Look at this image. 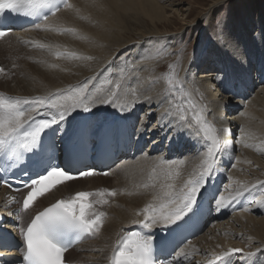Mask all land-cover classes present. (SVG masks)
Here are the masks:
<instances>
[{"label": "snow or ice", "instance_id": "snow-or-ice-1", "mask_svg": "<svg viewBox=\"0 0 264 264\" xmlns=\"http://www.w3.org/2000/svg\"><path fill=\"white\" fill-rule=\"evenodd\" d=\"M62 7L70 9L73 5L69 0H0V38L7 36L12 30V24L20 18L28 20L37 30L74 32V29L55 27L48 22L49 17L55 16ZM214 38L219 43L226 40L221 20L216 21ZM260 38L264 40V28L261 29ZM23 42L35 44L30 40ZM37 46L48 50L56 58L94 59L76 52H62L49 44L41 43ZM161 54L172 53L160 48L155 52L148 49L139 55L140 59H152ZM181 62L182 57H178L175 63L168 66L169 71L165 74L166 88L155 100L142 97L133 86L136 77L129 73L135 65L127 56L121 57V65L115 67L114 61H109L104 69L108 75L95 86L93 82L97 77L94 76L79 85L57 89L45 96L20 97L0 92V161L8 162L7 167L0 168V172H6L11 167L26 177L20 180L19 188L14 189H23L26 195L22 200L11 196L5 204V207L19 205L9 215L16 218L20 235V264H67L65 253L71 247L83 238L95 237L100 233L106 213L97 212L94 205L107 203L103 197L115 196L117 192L114 189L75 192L70 198L58 199L37 211L29 222H24V215L30 212L38 198L58 186L97 174L94 167L79 168L74 164V160L86 151L89 143L94 147L97 144L105 147L119 144L122 139L131 142L134 137L138 143L145 133H149L158 137L146 143V146L150 145V151H171L177 146V141L183 139L186 147L191 145L193 158L201 160L188 173L187 178L177 185L176 180L181 176L179 166L184 164V159H168L164 155L152 157L150 152L139 149L145 158L158 162L164 182L160 184V191L153 196L152 201L137 211V217L142 218L131 220L126 229H121L109 264H190L193 252L200 250L191 246L186 237L180 238L203 215L206 204L216 212L230 208L235 211L233 205L246 193L257 187L264 189V180L240 184L236 188L226 184L222 191L208 200L206 193L212 186L213 176L227 146L253 145L248 142L250 133L243 125L238 126L234 142L220 139L219 133H227L229 130L217 129L207 119L210 114L207 105L201 107L193 102L187 90V74L184 77L179 75ZM113 67L114 70L109 71ZM4 72L5 69L0 67V73ZM214 79L219 81L225 91H231L237 86L226 72L218 74ZM145 103L150 109L146 116L155 118L156 123L141 120L138 128L133 126L129 130L126 123L128 116L138 104ZM102 105H108L125 115L111 118L105 116L102 119L85 118L70 130L65 127L73 113L83 112L89 114V117H95L94 109ZM164 105L162 111L155 110ZM38 116L41 118L37 119ZM25 160L30 163V168L24 166ZM236 160L234 155L230 158L232 168L236 167ZM151 171L155 174L157 167L153 166ZM101 174L108 175V172ZM227 180L232 181V177L227 176ZM0 182L11 187L9 180L2 175ZM93 196L101 199H90ZM251 203L252 207L264 209V200ZM252 207L245 206L242 210L250 212ZM131 226H137V230H131ZM5 240L6 237L0 234V247L7 246ZM189 247L193 251H188ZM257 253H264V248L244 252L241 248L232 247L219 254L205 253L211 257L206 264H232L233 259H238L240 264H257ZM161 256L163 259H160Z\"/></svg>", "mask_w": 264, "mask_h": 264}, {"label": "bare ground", "instance_id": "bare-ground-1", "mask_svg": "<svg viewBox=\"0 0 264 264\" xmlns=\"http://www.w3.org/2000/svg\"><path fill=\"white\" fill-rule=\"evenodd\" d=\"M69 3L73 5V8L66 9L62 7L55 16L49 17L48 22L55 27L74 29V32L37 30L32 26L14 31L7 38L0 40V64L5 69L4 73H0L1 90L14 93L10 94L14 96L35 97L45 96L55 89L74 86L75 82L79 84L82 82L81 79L86 76L93 77L95 74H98L102 67L105 66L103 64L118 53L133 48L132 53L138 56L137 47L133 46V43L152 33H167V30H160L158 26L159 24L166 26L167 23L172 21V15L168 14L166 8L159 4V0H69ZM131 7L141 10L148 17L151 27L148 29H137L139 38L127 40L118 37L120 32L117 34L121 28L118 11H124ZM182 22L183 24H188L185 20ZM230 32L234 33L233 31ZM25 40L34 41L35 44H25L23 42ZM41 43L53 45L62 52H76L84 56H92L94 59L69 60L56 58L48 50L37 46ZM263 44L264 41H261L260 53L264 52ZM241 50L232 41L227 42L226 46L214 47L213 51L211 50L212 52L208 53V57H203L201 60L193 63V66L198 64L196 66L198 69L207 66L211 68L210 71L200 72L199 76H196L195 79L192 78V73L190 74L187 68L183 70L184 76L187 74L191 79V86L193 88L189 86V91L196 97L194 100L199 106H204L201 102L202 99L193 93L194 89H198L206 99L205 105L210 109L208 117L212 120L214 126L217 129L223 128L229 130L227 133L220 132L221 140L227 139L233 141L231 138L235 130L238 129V126L241 125L250 133L251 138L248 142L253 145L252 147L236 144L239 150L237 155L233 153L234 144L228 145L225 149L222 162L219 168L216 169L212 180L215 188H221L220 191H222L226 182L227 184H231L233 188H236L240 184L264 180V172L263 174L257 172L258 169L264 170V85L254 92V89L258 85L264 83V60L260 59V62L258 60L243 62L242 60L245 57H239L243 55ZM238 52H240L238 58L234 59L235 53ZM4 57H6V60H4ZM213 57H216L214 61ZM226 57H229L232 62L235 61L236 65L234 66L232 62L225 60L224 58ZM200 61L202 62L198 63ZM154 64L136 63L138 66L137 71L139 72V69H141L139 72L141 76L142 74L143 76L144 74H151V78L155 77L157 73L154 70L157 64ZM238 65L240 66L239 69L236 68ZM227 66L233 70L227 72ZM255 66H257V71L253 73ZM225 72L237 84L231 91H225L220 86L219 81L214 79L218 74ZM133 73L131 74L136 76L135 71ZM139 74L137 73V76ZM141 76L140 78L136 77V83H133L141 96L152 97L153 100L161 96V93L165 89L163 83L157 81L154 85L150 86L148 80ZM248 96H252V98L246 101ZM217 98L220 99L215 101ZM163 107L165 105L155 110L157 112L162 111ZM237 107L245 108L244 111L243 109L241 110L245 115L235 114L234 110ZM149 111L148 104H140V107L137 105L135 111L129 115L131 117L130 122H136L135 127L138 128L141 120L151 121L152 117L146 116ZM94 112L95 117H92V119H102L109 113H119L108 105H102L98 109H94ZM75 114L73 113L68 118L65 126L69 125L71 120L74 119ZM140 116L141 118H139ZM152 139H158V137L145 133L144 138L140 139V141L147 143ZM190 149L191 145L186 147L185 141L179 139L177 146L173 147L170 153L167 152V149H162L160 152H152L150 151V145L144 151H149L152 157L164 155L168 159H184V164L179 166L181 176L176 180V184L179 185L187 178L188 173L201 162L200 158H193V154H190L193 151ZM257 149H260V151H257ZM257 152H261L260 154L262 155L258 156ZM183 155L185 157H182ZM233 155L237 158L235 168H232L229 163ZM153 166L157 167L155 174L151 171ZM143 173L145 174L143 175ZM108 174L111 175V178L110 175L107 176L110 180L106 182L105 177L97 173L91 177L80 178L68 182L66 185L56 187L45 196L38 198L30 212L24 215V222L26 223L34 212L59 197H68L79 190L114 189L117 192L115 196L103 197V199L108 201L107 203L94 205L97 212L106 213L100 233L93 237V239L89 237L84 238L69 250L66 255V259L70 262L108 264L109 254L115 240L121 234V229H126L131 220L142 218L137 217V211L152 201L153 196L160 191V184L164 182V176L161 173L158 162L145 158L141 153L137 154L134 159L132 157L122 158L111 167ZM229 175L232 177V181L227 180V176ZM215 188H209V190L213 192ZM3 191L4 188L0 187V213L8 214L5 216L7 222L5 224L6 228H8V231L11 229L15 233L16 218L9 215L13 207H5L7 202L4 200ZM248 198L249 193H246L244 197L233 205V208L235 210L238 208L242 209L247 205L246 201ZM100 199L101 197L99 196L92 197V200ZM255 211H259V209L252 207V213L243 210L234 212L232 208L221 212L214 211V213L218 214V217L213 221V226L207 229L205 233L202 230L200 235L190 242L191 246H195L196 249L200 250L199 252H193L190 264H196L197 261L200 264H206L207 259L211 257L206 256L205 253L219 254L232 247L241 248L244 252H254L257 248H264V216L256 217L255 213L253 214ZM263 211L264 209L261 210V212ZM229 213H233L228 220L231 221L229 224L217 222L219 218ZM239 234L243 235L240 237ZM245 235H248L249 242H246ZM253 240H257V242H254V245ZM251 244L253 246L246 250L245 248H248V245ZM255 245L259 246L255 247ZM187 250L193 251L192 247H189ZM21 252V249L19 252L15 249L9 252L0 251V253H6L7 255Z\"/></svg>", "mask_w": 264, "mask_h": 264}, {"label": "rangeland", "instance_id": "rangeland-1", "mask_svg": "<svg viewBox=\"0 0 264 264\" xmlns=\"http://www.w3.org/2000/svg\"><path fill=\"white\" fill-rule=\"evenodd\" d=\"M159 2H160L159 4L163 5L166 8L167 13L172 15L171 16L172 21L170 23H167L166 26H162V24H159L158 26V29L163 31L167 30V33H163V34L152 33L146 35L145 37H142L141 40L138 41L134 40L135 42L133 43V46L137 47L136 51L138 56L132 53L133 48L128 49L129 51L125 50L121 53H118L116 56L114 55L111 57V59H109L110 61H114V67L115 65H121V57L127 56L128 60L131 61L133 65H135V68L131 73L135 71L136 76L132 75L131 73L130 75L140 78L141 74H139V72L141 69H139V72L137 71L138 66L136 65V63L139 64L141 62L146 65L147 63L148 64L155 63L154 65L157 64L156 65L157 67L155 70L154 69L153 70L157 73V76L152 78L150 77L151 74H144V76L142 74V76L145 77L146 80H148L150 86L154 85L157 81H161V83H163L164 88H166L165 74L169 71L168 66L170 64L175 63L178 57H182V62L179 67V75L181 77H184L183 70L187 68L189 73L190 74L192 73V78L195 79L196 76H199L198 74L200 72L210 71L211 68L207 66L202 69H198L196 68L198 64L193 66V63L201 60V58L203 57L205 58L208 57L209 56L208 53L212 52L214 47H218V46L222 47L224 45L226 46V43L230 41L235 42L236 45L242 49L241 52H243L242 56H239L240 52L235 53L234 59L238 58L239 56V57H245V59L242 60L243 62H246L247 60L249 61L258 60V62L264 60V52L260 53V42L264 41L261 40L260 38L261 29L264 28V0H219V1L218 0H159ZM142 13L143 12L141 10L135 9L134 7H131L124 11L119 10L118 19L120 21L121 28L117 32V34L120 32L118 34V37L127 40L138 39L139 33H137V31L139 29L150 28L151 24H149L148 17L144 15V13L143 14ZM183 20L187 21L188 24L187 25L183 24L182 22ZM217 20H221L222 22V27L224 29V33L226 37L224 43H219L214 38ZM230 31H233L234 33H231ZM160 48H165L167 50V53H172V54H161L156 58H152V59H140V55H139L140 53L148 49H151L153 52H155L157 49ZM4 58H5L4 60H6V57ZM214 59H216V57H213V61ZM224 59L228 60V62H232L229 57H226ZM109 60H107V62L103 64L105 65L104 67L101 66L102 67L101 71H99L98 74L94 75L95 77L96 76L99 77L96 80H94L93 86L98 85L102 81V78L104 79L108 75V72H105L104 69L107 66ZM201 62L202 61L198 63ZM232 65L234 66L236 65L235 61L232 62ZM114 67L113 69H109V71L114 70ZM236 68L239 69L240 66L238 65ZM227 69H228L227 72L233 70L230 69L228 66ZM256 71H257V66L253 68V73H255ZM137 73L139 74V76H137ZM87 77L92 78L90 76H86L85 78L81 79V81L84 82L87 79ZM187 77H188L187 90L189 91V86H191L192 82L189 75ZM135 81L136 79L133 81V83H136ZM75 83L76 84H74V86L80 84V83L77 84V82ZM263 85L264 83L258 85L254 89V92H256L258 88ZM133 86L135 87V85ZM191 88L193 87L191 86ZM61 89H67V87ZM55 90H52V92H54ZM0 92L3 93L5 92L8 95L14 94L3 91L1 89ZM163 92L161 93V95L163 94ZM193 93L197 94L196 96L202 99V101L201 100L199 101H201L202 104L205 105L206 99L204 98L202 92L198 89H194ZM195 98L196 97L191 93V99L193 100V102L198 104L194 100ZM250 98H252V96H248V99L246 98V101L249 100ZM219 99L220 98H217L215 101H218ZM138 105L140 107V104ZM242 109L244 111L245 108L237 107V109L234 110L235 114L240 115L242 113L241 112ZM139 118H141V116ZM207 119L210 122H212V120L209 117H207ZM152 121L156 123V120H154V118L151 119V124H153ZM236 133H237V129L235 130L234 135L231 138L233 142L235 141ZM143 149L144 150L147 149V146L145 145ZM238 152H239L238 145L234 144L233 153L237 155ZM260 153L261 152H257V155L258 156L262 155ZM190 154L192 155L193 153ZM182 157L185 156L183 155ZM257 172L263 174L264 170L258 169ZM144 174L145 173H143V175ZM109 175L110 174L103 175L105 177V182L110 180L107 177ZM225 184H227V182L224 183V185ZM257 188L259 190L254 189L251 192H249V198L246 201L247 202L246 206L252 207L251 202L253 201L257 202V200H262L264 198V189H261L259 187ZM257 209H259V211H255L253 212V214L255 213L256 217L264 216V211L261 212V210L263 209L262 208H257ZM235 211L240 212L242 211V209L238 208ZM232 214L233 213L223 215L217 222L218 223L223 222L229 224L231 221L228 220L232 216ZM213 224L214 222L207 225L203 230L204 231L203 233H205L207 229L211 228ZM241 236L242 235H240V237ZM245 236H246L245 239L246 242H249L250 239L248 238V235ZM89 238L93 239V237H89ZM252 242L254 245V242H257V240L255 241L253 240ZM253 245L252 244L248 245V248L245 249L247 250L251 248ZM256 246L259 245H255V247ZM263 261H264V253H257V264H264ZM232 264H240V261L238 259H233Z\"/></svg>", "mask_w": 264, "mask_h": 264}]
</instances>
